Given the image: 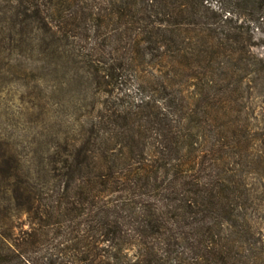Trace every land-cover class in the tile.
Listing matches in <instances>:
<instances>
[{"label": "trees", "instance_id": "16d2710c", "mask_svg": "<svg viewBox=\"0 0 264 264\" xmlns=\"http://www.w3.org/2000/svg\"><path fill=\"white\" fill-rule=\"evenodd\" d=\"M15 1L13 28H20L22 34L31 28L34 34L42 31L57 39L58 31L49 27L50 15L39 1ZM57 1L64 3L67 26L83 29L84 39H90V32L101 22L102 3ZM212 1L125 0L124 6L116 5L110 16H117L120 25L124 20L129 42L113 59L107 76L118 77L117 71L139 62L159 71L153 82L138 87L135 97L129 95L139 101L114 112L111 122L122 129L120 148L111 138L98 135L96 146L67 150L41 168L50 177L44 183L48 198H41L47 202L43 209L38 197L43 189L23 177L20 167L0 173V193H11L10 201L17 199L19 206L33 211L31 226L61 227L66 219L79 232L89 233L79 238L85 242L79 248L81 264H236L231 250L221 243V234L227 226L233 228L239 217L237 189L217 172L219 151L198 155L194 139L215 120L195 116L187 100L194 96L186 87L196 81L200 86L212 83L201 99H213L218 95L212 93L214 81L206 77L207 70L235 63L264 70V59L247 45L237 25L241 14L236 11L239 6L249 7L264 24V0L222 1L218 10L212 8ZM82 13L85 16L79 21ZM97 62L102 61L91 64ZM153 137L155 150L147 143ZM210 155L215 158L210 160ZM37 231L24 232L23 247H0V264H11L14 256L30 264L24 253L37 242ZM89 241L94 243L93 255ZM46 264L76 263L51 258Z\"/></svg>", "mask_w": 264, "mask_h": 264}, {"label": "rangeland", "instance_id": "374dc122", "mask_svg": "<svg viewBox=\"0 0 264 264\" xmlns=\"http://www.w3.org/2000/svg\"><path fill=\"white\" fill-rule=\"evenodd\" d=\"M27 1H39L47 9L49 27L58 35L54 40L42 31L32 33L31 28L20 33V28H13L16 1L0 0V173L20 167L23 177L43 189L39 199H47L44 183L50 177L40 169L50 166L54 158H62L67 150L96 146L98 135L111 138L114 147L120 148L118 133L122 129L111 122L114 112H123L130 103L139 101L129 99V95L135 97L138 87L147 80L153 82L159 71L139 62L117 71L118 77L107 76L113 59L128 47L124 31L127 25L124 20L118 24L117 16H110L116 5L124 6L125 0H98L102 3L101 22L88 40L84 39L83 29L63 21L62 13L67 16L64 3ZM222 1L232 2L214 0L210 5L218 10ZM239 7L237 25L242 27L247 45H252L253 52L264 59V24L256 20V11ZM78 15L79 21L85 16ZM249 17L254 21L247 23ZM95 59L102 62L91 64ZM211 70H207L206 77L214 81L212 93L218 99H201L212 83L200 86L196 81V85L186 87L194 96L187 100L195 116L215 120L197 133L194 147L200 157L207 155L206 151H219L216 157L221 155L222 159L218 160L217 172L237 189L239 217L233 228L227 226L222 231L221 243L231 250L236 264H264V70L246 68L241 63ZM151 87L157 97V87ZM154 141L155 137L147 139L151 150L156 149ZM221 144L225 146L223 150ZM11 196L0 193V247H23L24 232L38 228L37 242L24 253L30 264H46L51 258L81 264L79 248L85 242H79V238L89 233L79 232L76 225L66 224V219L61 227L31 226L33 211L27 212L17 199L10 201ZM39 202L43 209L47 202ZM87 244L93 255L94 243ZM11 261L29 264L27 259L16 256Z\"/></svg>", "mask_w": 264, "mask_h": 264}]
</instances>
